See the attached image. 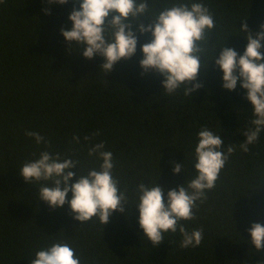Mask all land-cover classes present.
<instances>
[{
	"label": "trees",
	"instance_id": "trees-1",
	"mask_svg": "<svg viewBox=\"0 0 264 264\" xmlns=\"http://www.w3.org/2000/svg\"><path fill=\"white\" fill-rule=\"evenodd\" d=\"M198 2L214 17L208 46L215 47L217 57L227 37L224 46L242 55L247 46L243 24L252 33L264 24V0ZM147 3L156 14L177 0ZM73 8L79 10L78 0L0 3V264H30L37 251L56 242L68 243L81 264H264V249L257 252L248 242L250 226L264 225V132L248 152L240 149L241 133L253 118L246 91L239 83L235 91L223 89L222 72L213 60L198 73L193 83L203 87L190 97L183 87L164 94L162 76L141 75V46L151 36H140L138 25L132 28L138 36L136 54L106 74L100 56L85 59L61 35L62 28L72 27ZM205 127L220 135L222 152L229 145L235 151L214 189L197 201L195 219L180 222L188 232L202 229L203 239L183 249L177 231L153 247L138 224L137 185L157 183L165 201L169 190L184 186L196 175L197 136ZM26 132H38L45 142L37 145ZM98 143L113 154V177L128 198L124 213L114 212L105 225L96 218L81 225L68 203L50 209L39 200L38 188L51 182L25 183L19 174L23 164L47 151L78 162L70 169L75 173L70 183H75L79 174L99 170L102 161L88 154ZM176 164L185 170L174 175Z\"/></svg>",
	"mask_w": 264,
	"mask_h": 264
},
{
	"label": "clouds",
	"instance_id": "clouds-1",
	"mask_svg": "<svg viewBox=\"0 0 264 264\" xmlns=\"http://www.w3.org/2000/svg\"><path fill=\"white\" fill-rule=\"evenodd\" d=\"M4 2L0 0V3ZM68 2L48 0L49 4L65 5ZM78 3L79 10L73 8L68 17L71 29H61L70 50L75 44L87 60L100 56L103 59L101 71L108 74L115 64L130 60L136 54L138 36L132 28L138 25L140 36H151L150 42L141 46V75L155 72L163 77L164 94L171 95L183 87L184 95L189 97L203 87L193 82L200 70H207L209 62L214 60L222 72V88L235 91L239 83V87L246 91L244 99L251 105L253 118L249 121L250 126L241 133L245 141L239 144L240 149L248 152L249 146L258 141L264 132V24L260 25L257 33H252L247 24H243L240 31L247 33L244 36L247 46L242 55L224 46L227 37L223 44L218 41L221 48L217 57L215 47L208 46L209 34L215 30L214 17L198 0H177L156 14L152 13L147 0H78ZM143 21H148L147 26ZM205 60L206 65L202 63ZM25 135L34 139L37 145L45 142L38 132H26ZM84 139L87 141L89 137ZM197 139L193 164L196 175L186 186L169 190L165 201L164 189L157 183L137 185L135 206L139 212L138 224L143 237L153 247L163 243L165 234L177 231L182 236L180 247L183 249L197 247L203 239L202 229L188 232L180 222L195 219L193 209L198 207L197 201L204 200L206 192L214 189L235 147L229 145L226 152H222L220 135L206 127L198 132ZM73 140L79 143L78 136ZM104 148L103 143H98L89 149V156H97L102 163L99 170L93 168L86 175L79 174L75 183H70L75 176L70 169L78 168V162L62 159L58 154L50 155L47 151L42 152L38 159L23 164L19 174L25 183L51 182V186L41 184L38 188L39 200L50 209L62 208L68 203L73 219L81 225L93 218L105 225L114 212L124 213L128 198L126 192L120 190L119 181L113 177V154ZM182 169L184 164H176L173 174H179ZM69 192L71 199L66 201ZM248 233L251 237L248 242L261 252L264 249V225L253 223ZM34 257L30 264H81L68 243H53L37 251Z\"/></svg>",
	"mask_w": 264,
	"mask_h": 264
}]
</instances>
